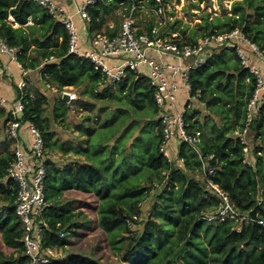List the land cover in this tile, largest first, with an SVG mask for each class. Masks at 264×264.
Listing matches in <instances>:
<instances>
[{
    "label": "trees",
    "instance_id": "obj_1",
    "mask_svg": "<svg viewBox=\"0 0 264 264\" xmlns=\"http://www.w3.org/2000/svg\"><path fill=\"white\" fill-rule=\"evenodd\" d=\"M123 1L126 12L134 3L149 12L159 7L156 0H101L89 8L88 34L116 36L123 20L117 9ZM139 13L136 11L135 16ZM209 15L204 18L201 35H190L185 41L195 43L204 36L239 29L264 53V0H233L224 16L210 21ZM110 21L115 24L111 26ZM135 26L139 27L137 21ZM158 26L151 21L139 33L148 32L152 37L187 35L188 25L181 19L152 34ZM0 36L19 50L18 61L25 71H39L49 91L72 87L86 98L83 103L106 102L99 109L106 113L101 127L81 128L86 141L73 150L83 158L62 167L54 160L58 142L54 140L53 122L66 118L69 106L55 93V107L48 111L52 103L39 90L41 86L35 95L24 94L21 122L34 123L47 148L42 216L45 248L64 249L70 244L68 236H78L80 230L90 227L87 215L72 207L75 201L62 199L64 192L74 190L99 198V225L107 233L112 252L124 263L264 264V231L260 225H247L238 232L234 221L209 223L204 219L219 202L208 185L211 179L228 193L241 214L259 213L264 220V101L250 124L248 141L260 142L251 151L249 160L254 165L250 166L245 162V145L239 133L245 128L257 81L240 66L235 49L214 45L206 63L190 73L193 95L201 92L199 102L207 115L202 119L199 110L189 111L187 130L198 137L204 160L182 142L179 158L167 161L161 150L165 135L160 108L148 77L128 71L120 82L107 87V77L92 61L69 54L66 28L29 0H0ZM0 115H6L7 122L12 120L5 109ZM15 158L9 146L0 154V228L5 243L17 248L16 257L2 256L0 264H27L29 260L23 255V227L16 213L18 184L8 173ZM203 164L207 171L215 167V174L206 177ZM146 202L145 210L142 204ZM51 264L102 263L85 253H69Z\"/></svg>",
    "mask_w": 264,
    "mask_h": 264
},
{
    "label": "built area",
    "instance_id": "obj_2",
    "mask_svg": "<svg viewBox=\"0 0 264 264\" xmlns=\"http://www.w3.org/2000/svg\"><path fill=\"white\" fill-rule=\"evenodd\" d=\"M29 1L42 7L48 15L66 28L70 35L69 54H75L80 58L92 61L95 69L107 77V87L120 82L126 77L128 71L138 73V77L146 76L150 79V85L155 89V101L160 108V119L165 135L161 150L167 161L172 160L169 145L174 138H178L180 143H186L199 155L202 161L204 160L198 146V137L190 135L187 130L186 115L192 105L197 101L199 102V94L201 95L200 91H198V95H193L190 73L206 63L214 45H226L228 48L235 49L241 62L240 66L247 69L257 81L256 90L247 107L245 128L239 134L245 145L244 153L248 156L247 132L254 119V113L257 112L261 104L260 102L264 101L262 96L264 78L260 68L255 63V59L264 62V53L239 29L221 35L204 36L195 43L182 40L178 35L152 37L148 32L139 33V28L135 26L137 21L135 13L140 11L142 7L134 3L126 12V4L123 1L120 3L122 8L120 15L123 20L119 33L114 37L91 35V48L88 51H83L80 47L79 28L74 17L79 16L89 24L91 22L89 8L94 7L101 0H86L77 6L75 13H70L65 6L56 0ZM170 1L156 0L159 7L152 8L150 11L155 15H162ZM10 20L15 21L12 16ZM158 32L159 29L156 27L152 30V34ZM18 53L19 50L16 47H11L0 36V54L18 61ZM31 85H33L32 81H24L19 85V88L24 90ZM47 87L49 88V85ZM183 90L185 95L181 98L182 105L180 108L178 106L179 95ZM54 92L61 94V97L67 95L69 97L68 104L71 107L79 99L77 92L69 88H65L61 92L55 89ZM23 99L24 94L10 109L12 120L8 122L9 139L13 143L16 158L8 173L9 177L18 184L16 213L22 222L23 255L29 259L27 264H51L54 259L60 257H57V250L45 248L43 245L45 224L42 216L46 206L47 148L40 129L34 123H28L27 130L33 137L30 157L27 158L21 149L23 142L20 140L19 130L23 126V122H21L25 108ZM0 103L2 105L6 103L1 96ZM247 163L251 164L249 159ZM215 172V167L207 171L205 164H203V173L206 177L213 176ZM208 185L218 197L219 202L215 211L204 217L207 222L219 223L231 220L237 224L238 232H241L247 225L258 224L264 231V220L261 219L259 213L256 216L241 214L234 206L228 193L220 188L217 183L209 179ZM61 236H64V233Z\"/></svg>",
    "mask_w": 264,
    "mask_h": 264
},
{
    "label": "rangeland",
    "instance_id": "obj_3",
    "mask_svg": "<svg viewBox=\"0 0 264 264\" xmlns=\"http://www.w3.org/2000/svg\"><path fill=\"white\" fill-rule=\"evenodd\" d=\"M232 4H233V0H209V1L208 0H171L166 6L164 14L155 15L152 11L149 12L147 11V9L142 7L136 19L139 24V27H138L139 29H141L142 27H145L151 21H155L156 23H159L158 29H163L168 24L169 25L173 24L176 21V19H181L184 22V25H188L187 35H183L180 37L181 39L186 40L190 37V35H195L196 33H198V36L201 35L202 25L204 23V18L205 17L207 18V13L210 14L209 20L211 21L217 16L222 17L225 14H227L231 10ZM121 11H122V8L119 6V9H117V12L119 15L121 14ZM83 21L86 24L85 26L86 31L88 32V23L85 20ZM159 21H162V22H159ZM114 24H115L114 21L112 22L110 21L111 26H113ZM120 24L122 25L121 21H120ZM194 29H196L197 32H194ZM119 31H120V28H119ZM171 35L175 36L178 34L172 33ZM73 91L77 92L78 96H80V91L78 89H74ZM83 98H81V96L79 98L81 103H83ZM95 103H96L95 104L96 106L93 107V109H90L89 113L85 115L76 114V116H70L71 119H73L74 121L75 120L82 121L83 119L89 116L88 121L91 120L90 126H96L101 121H104L106 118V113L100 112L99 109L102 106L106 105V102L95 101ZM195 103L192 105L189 111H192L193 109L199 110V112H201L202 119H203L204 116L207 115L205 107L203 106V104H201L198 101ZM98 112L102 114L101 117H98ZM91 117L93 118L91 119ZM2 125H3V120L0 119V128H2ZM62 133L63 132H59V135H61ZM249 133L250 131L248 130L247 140H248ZM64 136H62L61 138H63ZM1 138L3 141L1 142V139H0L1 149L3 150V148H6L7 144H4L6 143L5 142L6 139L7 141H9L10 148L12 149V143L8 137V134L4 132ZM176 140H179V139L176 138L174 141ZM258 144H260V142L255 143V141L253 140L251 141V139H249L247 143L248 156L249 154L252 153L251 151ZM248 156L245 155V162L248 161L249 159ZM178 162L181 163V160H178ZM250 163H251L250 164L251 166L254 165L253 162L250 161ZM62 199L66 201H75L72 207L76 211H83L87 215L88 219L91 221V224L89 228L80 230V233H81L80 235L68 236L67 240L70 241V244L64 249H58L57 257L65 258L69 253H85L89 257L98 260L102 264H127L121 261V259H119L116 255H114L108 243L107 233L99 225V213H98V206L100 203L99 198L93 193H87L83 191H68V192H64V196ZM147 204L148 202H146L145 204H142L145 210H146L145 207H147ZM16 252H17V248L10 247L9 245L5 243L3 239V233L0 228V259L2 256L4 259H9V257H12V256L16 257Z\"/></svg>",
    "mask_w": 264,
    "mask_h": 264
},
{
    "label": "crops",
    "instance_id": "obj_4",
    "mask_svg": "<svg viewBox=\"0 0 264 264\" xmlns=\"http://www.w3.org/2000/svg\"><path fill=\"white\" fill-rule=\"evenodd\" d=\"M61 5L65 6L66 9L70 13H75L77 10V6L85 2L86 0H56ZM74 20L80 30L79 32V38H80V47L83 51H88L91 48L90 44V37L91 35L88 34L86 31V24L85 22L79 17L75 16ZM81 27V28H80ZM112 62V61H111ZM255 63L260 68L262 76L264 78V62L260 59H255ZM0 80H1V90H0V96L4 101L6 102L4 105L0 103V110L5 109L7 113H10V109L13 106L15 102L19 100L20 97H22L23 94L31 93V95H35L38 92V87L41 86L42 88L39 90H42V92L46 93L47 96L50 98V102L52 103L51 107L48 111L51 112V110L55 107L54 103L52 102L54 98L58 99V96L55 94V92H51L43 87L42 83V77L38 70H26L22 68L21 64L18 61L12 60L9 56L0 54ZM33 81V85L28 86L26 89L19 88V85L24 81ZM47 86V85H46ZM69 89L74 90L75 88L70 87ZM21 94V96H19ZM185 91H181L179 97L178 106L181 108L182 105V97H184ZM81 98L84 96L81 95ZM79 96V97H80ZM63 99V97H62ZM64 100V99H63ZM65 101V100H64ZM78 100L75 105L72 107L68 104L67 101L65 103L67 106H69V112L66 118H60L57 121L53 122V131L56 134L54 137V140L58 142L56 146V151H54V160L56 161L58 166H66L69 162L74 160L82 159L83 157L81 155H77L76 152L73 150L74 148L81 147L82 143L86 141V137L83 135V132L81 131L83 125H90L91 120L88 121V117L81 120H73L70 116H76L77 115H85L89 113L90 109H93L95 107L96 103L94 100L86 103H81ZM85 102V101H83ZM24 116V114H23ZM55 117V116H54ZM93 117H91L92 119ZM0 119L3 120L2 128H0V139L2 141V136L5 133L9 136V129H8V122H7V116L0 115ZM101 123V122H100ZM100 123L95 126L96 128L101 127ZM27 125L24 124L19 130L20 140L23 142V147L21 148L25 156L28 158L30 157V152L32 151L33 146V137L31 133L27 130ZM61 130V131H60ZM59 132H63L61 135H59ZM64 135H68L70 137H66ZM64 136L63 138H61ZM176 138H174L169 145V153L172 158V160H177L179 158V147L180 142L179 140L174 141ZM7 144L6 148L9 146L10 143L5 140ZM12 143V141H11ZM6 148L1 149L0 145V154L3 153ZM12 149H13V143H12ZM250 159V157H249ZM74 191V190H71Z\"/></svg>",
    "mask_w": 264,
    "mask_h": 264
},
{
    "label": "water",
    "instance_id": "obj_5",
    "mask_svg": "<svg viewBox=\"0 0 264 264\" xmlns=\"http://www.w3.org/2000/svg\"><path fill=\"white\" fill-rule=\"evenodd\" d=\"M42 85H43V87H44V88H46V89H47V86H46V84H45L44 82L42 83ZM63 99H64L65 101H67V102H68V100H69V97H68L67 95H64V96H63Z\"/></svg>",
    "mask_w": 264,
    "mask_h": 264
},
{
    "label": "clouds",
    "instance_id": "obj_6",
    "mask_svg": "<svg viewBox=\"0 0 264 264\" xmlns=\"http://www.w3.org/2000/svg\"><path fill=\"white\" fill-rule=\"evenodd\" d=\"M182 163V162H181Z\"/></svg>",
    "mask_w": 264,
    "mask_h": 264
}]
</instances>
